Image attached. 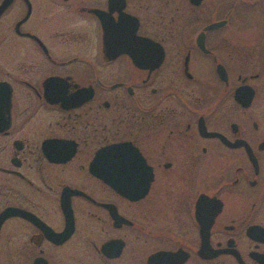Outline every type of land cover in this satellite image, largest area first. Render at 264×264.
Wrapping results in <instances>:
<instances>
[{
	"label": "flooded vegetation",
	"instance_id": "1",
	"mask_svg": "<svg viewBox=\"0 0 264 264\" xmlns=\"http://www.w3.org/2000/svg\"><path fill=\"white\" fill-rule=\"evenodd\" d=\"M3 2L0 264H264V0Z\"/></svg>",
	"mask_w": 264,
	"mask_h": 264
},
{
	"label": "water",
	"instance_id": "2",
	"mask_svg": "<svg viewBox=\"0 0 264 264\" xmlns=\"http://www.w3.org/2000/svg\"><path fill=\"white\" fill-rule=\"evenodd\" d=\"M6 5V2H3L2 5H0V11L3 9V7ZM115 146H121V145H115ZM100 154V152L98 153V155ZM97 155V156H98Z\"/></svg>",
	"mask_w": 264,
	"mask_h": 264
}]
</instances>
